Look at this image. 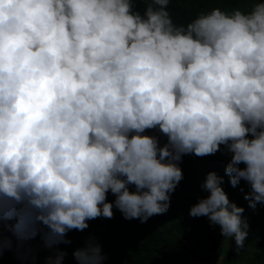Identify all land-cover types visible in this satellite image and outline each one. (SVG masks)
Segmentation results:
<instances>
[{
    "label": "clouds",
    "instance_id": "1",
    "mask_svg": "<svg viewBox=\"0 0 264 264\" xmlns=\"http://www.w3.org/2000/svg\"><path fill=\"white\" fill-rule=\"evenodd\" d=\"M169 3L0 0V218L17 236L70 244V230L114 207L145 222L169 209L183 155L222 145L231 185L246 181L250 206L264 203V0L186 24ZM223 180L207 173L189 215L238 250L250 225ZM72 255L105 259L92 239Z\"/></svg>",
    "mask_w": 264,
    "mask_h": 264
},
{
    "label": "rangeland",
    "instance_id": "2",
    "mask_svg": "<svg viewBox=\"0 0 264 264\" xmlns=\"http://www.w3.org/2000/svg\"><path fill=\"white\" fill-rule=\"evenodd\" d=\"M206 11L213 7L231 11L236 7L246 9L252 0H202ZM208 8V9H207ZM177 187V186H176ZM205 196L208 192L204 191ZM108 200L114 196L109 193ZM190 205L171 202L165 213L155 214L142 224L136 218L126 219L119 209H113L111 218L99 216L89 220L84 230L72 229L67 233L71 243L51 247L52 252L33 258L29 253L31 239L11 236V248L20 247L27 264L42 263L45 257L55 255L56 248L65 249L66 264H77L73 250L92 239L101 246L105 257L103 264H264V236L251 239L237 250L234 239L223 237L219 226L212 225L207 217L189 215ZM197 220H206L202 226ZM133 236L130 251L126 237ZM39 252L40 247L36 248ZM65 262V261H64Z\"/></svg>",
    "mask_w": 264,
    "mask_h": 264
},
{
    "label": "trees",
    "instance_id": "3",
    "mask_svg": "<svg viewBox=\"0 0 264 264\" xmlns=\"http://www.w3.org/2000/svg\"><path fill=\"white\" fill-rule=\"evenodd\" d=\"M145 3L146 0H134L136 7L141 10H143ZM169 11L175 23L186 24L200 12L206 10L203 7L202 0H170ZM147 132L159 135L161 144L166 142V137L157 130L148 129ZM223 149L224 146L222 145L221 150L214 154L198 156L189 153L183 155V158L178 162L183 170V178L177 184L175 191L170 194L171 202L190 206L197 202L199 198L205 196V189L202 187V184L207 173L209 171H216L224 177L223 187L228 193L229 199L243 206L244 212L242 215L247 218L250 225L248 235L252 240L257 239L260 234L264 236V203L257 202L255 207L250 206L249 201L245 198V193L250 190L246 181L241 180L235 187L231 185L229 177L225 172V167L231 158V153ZM136 221L142 224L139 218H136ZM197 222L202 226L207 225L206 220H197ZM14 223V220L0 218V264H27L21 248H11V242L8 241L11 236L17 237L9 227V225ZM125 240L130 248L129 250L134 251L131 245L133 236L129 234ZM37 245L41 249L40 252L35 249ZM30 247L29 253L33 258H39L42 255L46 256V254L52 252L51 248L46 246L42 233L37 234L35 239H31ZM45 258L41 260L42 263H45ZM64 261L63 264L69 262L68 259H64Z\"/></svg>",
    "mask_w": 264,
    "mask_h": 264
}]
</instances>
